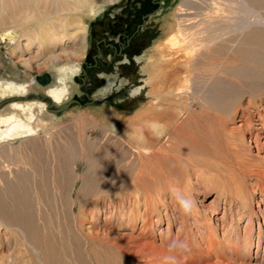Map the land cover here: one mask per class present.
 <instances>
[{
    "label": "rangeland",
    "instance_id": "374dc122",
    "mask_svg": "<svg viewBox=\"0 0 264 264\" xmlns=\"http://www.w3.org/2000/svg\"><path fill=\"white\" fill-rule=\"evenodd\" d=\"M29 1L30 0H0V22L4 16L15 12V10H17L16 8L20 9L22 7L26 8L27 5L29 6L28 3L32 2V0ZM55 1L56 0H36L39 7H45L49 12L50 10L52 12L58 9L59 5H61L59 0H57L59 2ZM106 1L107 0H96L100 6H104L102 4H106ZM251 4L250 0H119L112 5L105 6V9L94 17H88L86 14H83L81 17L79 15L77 16L78 18L76 19H78V22H74L68 30L70 34H74V38L70 40L64 38L62 45H60L62 48H59L61 50L64 49L62 50L63 52H68L72 64H80V70L76 72L75 76L72 75L71 77L73 80L67 79L68 82L71 81L73 84L72 85L70 82V87H68V89L70 88L72 98H69L70 100L67 99L68 101L66 100L60 105H55L54 103L52 104L48 98L44 97L45 94L40 93L41 95L38 94L36 97L34 96L35 93L32 92L29 97L20 98V101L15 98L9 99L8 101H0V113L4 112V114H8L9 111L7 110L14 102H28L36 99L45 102L44 105L47 114H52L54 116V121L47 128V134L42 131L33 137L0 143L1 221L6 222L7 218H9L8 215H6L7 213H5L7 207L11 210L8 206V203L11 204L9 200L18 199L20 195L23 194V187L27 185L29 178L28 173L34 170L37 178H44L47 182L49 180L51 181L48 190L40 187V189H42L41 195L37 193L36 197L34 196L35 201L31 200L30 210L32 221L34 220L32 222L33 228L31 227L30 230H28L29 228H25L27 229V232H25L24 228L13 225L12 227L17 230L13 231L4 226V224H6L5 222L0 225V256L5 257L3 262L5 261L6 264H16L13 259L18 258V261H21L23 258L20 251L21 248H18V245L16 246L18 242L15 241L11 234L13 232H17L19 243H34V241H31L34 238L31 239V237L38 235L37 237L43 240L41 241L42 243L49 244L52 250V256L54 257L52 264H63L62 262L65 261L70 264H87V255L86 253L83 254L85 243V240L82 238L83 235L96 233L101 237H111L113 235L118 236L121 233H130L128 227L122 230L118 229L119 231H116V229L114 230L112 227L115 223L114 218L111 220V225H104V220L108 219L110 215L115 212V207L113 206L115 197L112 188L116 181V174L114 165L112 164L116 162H114L113 159H115V161L121 159V161H125V163L126 161L131 162L133 165H136L134 166L135 169L138 168L139 159H143L141 162L143 163L144 161L146 165L144 171H147L146 184L147 186L151 184L150 188H152L153 185L156 186V183L158 184V182L163 179L162 176L157 175L159 173L155 171V168L157 167L159 169L160 165H165H162V159L160 158V164L156 162V159H152L153 162L152 160L148 162L144 159L145 157L140 158L134 152L126 150L123 147L124 144L108 132V126L104 124L100 115L105 112L106 107L115 108L126 116L132 115L147 103L144 93L136 99L131 95L132 90L139 86L141 84L140 81L143 79L140 73L141 62H138L136 57L145 55L147 49L157 42L165 40V25L173 16L181 32L180 40L185 44L183 51L186 52V59L189 61L191 72V70L195 68L196 59L199 55H204L206 52L214 57L219 56L217 58L220 59L224 52H233V49H236L237 45L242 44L241 42L254 33V31L264 32V0H260V3L256 5ZM155 10L156 13L150 15V13ZM143 22L145 25H143ZM83 26L85 27L84 30L87 31L85 36L81 32ZM203 30H206V33L201 35L200 33ZM9 33L12 38L18 39V34L16 35L13 30H10ZM4 34L5 32H0V58L4 64L3 66H5L4 71L0 70V77L12 78L20 74V77L23 78L25 82H28L36 75L39 76L48 73L46 67L51 65V60L44 59L40 60L38 63L34 62L35 48L28 47L25 38H20L22 51L12 50L11 41L6 39V36L5 38L2 37ZM191 35H193L194 41L191 39ZM196 35L197 37H195ZM235 39L238 41H236L233 46L231 43ZM216 40L219 43L223 41L219 44L216 43ZM82 43H84V49L87 47L84 53ZM223 43H226V45H229V47L233 49H224ZM192 44L195 46L193 47ZM58 53H61V51L58 50ZM61 57L64 61L67 58L64 54H62ZM144 59L145 57H143V60ZM24 61L28 62L29 68H24L22 66ZM64 61L61 62L59 66L64 67L70 64L68 61ZM202 61L203 59L198 62L200 66H202ZM212 69L215 74L218 72V69ZM5 71L7 72L4 73ZM9 73L10 76H13L9 77ZM219 75L220 74L217 76ZM108 79L113 81L111 90L105 96H101L103 99L99 98V100L95 95L101 91V89L105 88ZM122 80H124L125 83L123 86H120L119 82ZM193 86L194 84L190 85L191 88ZM199 97L200 95H190L191 108L189 111V118L187 121L184 119L181 128L178 129L179 132L175 131V133L169 135L170 138L168 137L169 140H167L163 147L173 146L174 143L182 140L181 137L184 134H188L191 131L195 139L198 138L196 141L202 144L201 147L206 148L209 152V157H204L203 153H201L203 157H200L197 153L195 157L197 160L195 164H197V166L187 164V167H185L183 164H173L174 162H170L166 164L168 166L163 167V169L166 168V170L169 171L170 179H172L168 185L173 184L175 181L177 182V180H179V182L181 180L182 184H186L185 182L189 180L188 183L189 185L191 184V196L196 202V209L200 210L202 212L201 214L205 216L204 219H202V217L200 218L201 222H197L193 214L188 216L190 220L189 225L193 228L192 233L195 241L199 240V233H205L203 227L204 225L206 226L208 220L211 219V222L215 226L216 236L220 240L222 239V243H226L224 238L225 233L223 231H225V229H233L238 217L235 221H230L228 219L226 223H222V218H225L223 213L224 210L236 211L237 207L233 203L227 206L225 204L226 202L223 201L222 203L221 201L220 203L221 199L217 200V194L219 196L220 189L216 191V186L218 185L219 187L224 185L225 182L228 184L230 180L228 174L226 177H223L226 175L225 172H227L226 168L228 167L221 166L217 157L221 158L224 163L226 161L229 164L230 160L233 162L234 159L232 157L235 154V149H232V145L235 139L239 138L240 134L238 129L239 126L243 124L240 119V112H246L244 109L246 107L248 108L249 97L245 95L242 99L235 102V106H239L236 111L237 113L233 115V120H229L233 112V110L230 109L231 115L227 117L229 118L227 121H224V128H222L221 124L214 118V115L216 116L220 114V112L218 113L217 110L214 109L208 110L207 108H209V106L206 108V104H204ZM63 106H66V108L56 113L52 112ZM204 106L205 112L202 113L201 109H204ZM260 109H262V106ZM99 110L101 113H99ZM209 111L210 113L212 112V117ZM208 114L211 117L209 118L210 120L206 119L205 115ZM201 115L204 117H200ZM225 118L226 116H224V119ZM231 131L235 134V139L233 141L231 137H229L232 133ZM78 134L80 136H78ZM254 134L255 130H251L249 135L245 136L246 146L248 145L252 155L261 158L262 154L255 151L252 143ZM229 145L231 148H229ZM197 152H199V150H197ZM108 156L112 158L106 159ZM117 157L118 159H116ZM111 162L112 164H110ZM151 162L153 164L155 162V164L157 163L159 165L157 166L156 164V166H154L155 164L153 165ZM149 163L152 165H150L152 168L155 167L153 168L155 170H151ZM215 165L218 167L217 169ZM163 169L160 167L159 170L164 172L165 169ZM230 169L231 168H228V170L232 172L230 176L237 178L238 175H234L233 169ZM212 170L214 171L212 172ZM125 176H123L122 180L124 182L126 179L124 187L130 184L132 175H127L129 177L131 176L130 179ZM218 177H222V179H218ZM225 179H227V181ZM222 180L225 182L221 183L220 181ZM218 182L221 184H218ZM111 183L113 184L111 185ZM215 184L216 186H214ZM44 192L46 193L45 195L43 194ZM165 194L166 196H164V198L166 202H168L170 194L167 192ZM222 195H224V193ZM251 199L253 201V212L256 213L252 215V246L245 242H240V258H238V260H240L239 263L241 264H264V219H262L264 212L261 205L262 199L257 192L251 195ZM123 200L127 202L125 197ZM19 201L21 202L22 200ZM43 202H47V204ZM229 207L231 209H229ZM173 211L176 218H178L172 223L169 234L174 237L180 229L181 219L178 210L175 209ZM46 212H48V214ZM170 213L172 214L171 211ZM245 223V219L238 221V234H241V236L244 234L243 230L245 228ZM258 226H261L263 229V234L257 246L256 238L258 236ZM138 227H140V225H138ZM154 228V237L162 241L164 239L166 240L167 233L165 221H162L160 225ZM138 232L139 228H136L135 235L138 234ZM22 234H25L24 238ZM73 234H77V240H79L80 245L77 243V240H74V238L72 239ZM235 235V233L232 234V238H234ZM82 240H84V242ZM65 241H67V245ZM157 244L159 245L160 241H157ZM64 246H66V248L69 247L66 252L69 250L70 257H66L67 255L64 256ZM62 248L64 249L61 251ZM58 252L60 254H57ZM105 252L106 255H104L101 247L98 246L96 248V253L99 255L98 259H102H99V261L103 264L105 263L104 261H106V263L112 262L110 253L108 251ZM56 255L59 256V258ZM233 261L235 262V260ZM234 262L233 264H239L238 262Z\"/></svg>",
    "mask_w": 264,
    "mask_h": 264
},
{
    "label": "bare ground",
    "instance_id": "6f19581e",
    "mask_svg": "<svg viewBox=\"0 0 264 264\" xmlns=\"http://www.w3.org/2000/svg\"><path fill=\"white\" fill-rule=\"evenodd\" d=\"M59 1L61 5H59L58 9L52 12L50 10L49 12L47 8L39 7L36 0H32V2L28 3L29 6L27 5L26 8L22 7L18 9L15 7L17 9H14L15 12L4 16L1 20L0 32H5L2 37L5 38L6 36V39L11 41L12 50L22 51L20 38H25L28 47L35 48L34 62L38 63L40 60L44 59L51 60L52 62L51 65L46 67L48 73H44L50 80L49 84L44 87H37L33 78L25 82L24 79L20 77V74L17 77H12L13 75L10 76L12 72L8 74V76L12 78L0 77V101H8L12 98L19 99L18 101H20V98H27L32 92L35 93L34 96L36 97L38 94L41 95L40 93L45 94L44 97L48 98L50 102L55 105H60L67 99L72 98L70 88L68 89V87H70V80H73V78L71 79L72 75L75 76L76 72L80 70V64H72L68 52H63L62 50L64 49H59L62 48L60 45H62L64 38H66V40L74 38V34H70L68 30L69 27L78 20L76 19L78 15L81 17L83 14H86L88 17H94L101 13L105 9V6L112 5L119 0H107L106 4H102L104 6H100L96 0ZM250 2L256 5L260 3V0H250ZM173 17L165 25V40L157 42L147 49L145 55L140 56L139 59L136 58L138 62H141L140 73L143 79L140 81L141 84L132 90L131 95L136 99L144 93L147 103L132 115H123L121 112L111 107H106L105 112L99 115L101 116L100 118L103 119L104 124L108 126V132L114 138L116 137L117 140H120V142L124 144L123 147L126 150L134 152L140 158L145 157L144 159L148 162L152 159H156V162H159L160 158L162 159V165H165H160L162 169L163 167H167L168 165L166 164L170 162H174L173 164H183L185 167H187V164L197 166V164H195L197 161L195 158L196 154L198 153L197 155L203 157L201 156V153H203L204 157H209V152L206 148L201 147L202 144L196 141L198 138L195 139L190 130L188 134H184L181 137V141L174 143L173 146L163 147L167 140H169V135L175 133V131L177 132L178 129L181 128L184 119L187 121L189 118V111L191 108L190 95H200L199 99L206 104V108L209 106V108H207L208 110L214 109L217 110L218 113L220 112V114L214 115V118L221 124L222 128H224V121H227V119H229L227 117L231 115L230 109H232L233 112L229 120H233V115L237 113L236 111L239 106H235V102L247 95L249 97L248 108L246 107L244 109L246 112H240V119L243 124H241L238 129L240 134L239 138L235 139V134L232 131V133L230 132L231 136L229 135L232 141L235 139L232 145V149H235V154L232 157L234 160L233 162L230 160V163H232L228 164L226 161L225 163L222 162L221 158L217 157L221 166L223 165L224 167L233 169L235 172H233V174L236 176L238 175L240 178L238 176L237 178L231 177L230 175L232 172L226 168L227 170H225L227 172H225L226 175L223 177H226L228 174V178L230 179L228 184L223 181V179L220 182H225L224 185L219 187L218 185L216 186V184L214 185L218 188L215 189L216 191L220 189L219 196L217 194V200L221 199L220 203L224 201L227 206L233 203L237 207L236 211L224 210L223 214L225 218H222V223H226L228 219L230 221H235L237 217L238 219L233 227L234 230L224 228L225 231L223 232L225 233L224 238L226 243H222V239L220 240L216 236L215 226L211 222V219H209L206 226L204 225L203 227L205 233H199V240L195 241L192 233L193 228L189 225L190 220L188 216H184L180 213L179 205L171 192V189L175 187L182 190L186 195L191 196L192 189L190 187L191 184L189 185L188 183L189 180L187 182L184 181L186 184H182L181 180L180 182L177 180V182L173 181V184L168 185L172 180L170 179L169 171L164 168L165 171L163 172L159 170L160 167L159 169L153 167L156 169L155 170L149 163L151 170H155L159 173L157 175L163 178L158 184L156 183V186L153 185L152 188H150L151 184L148 186L146 184L147 171H144L146 165L144 161L143 163L141 162L143 159H139L138 168L136 169L134 168L136 165H133L131 162L126 161L125 163V161L122 162L121 159L116 161L113 159L116 163L112 164L111 162L110 164L114 165L116 174V181L112 188L115 197L113 203L115 212L111 214L108 219H105V223H103L104 225H111V220L114 218L115 223L112 225L114 230H122L128 227L130 233H121L118 236L113 235L111 237H101L96 233L83 235L82 238L85 240L83 254L86 253L87 255V264H103L99 261V255L96 253V248L98 246L103 249L104 255H106L105 251H108L112 256V262L106 263V261H104L106 264H164L163 257L167 254V243L171 238L186 240L191 245V252L187 254L186 259L183 257L180 259V264H233V260H235L234 263H239L240 242H245L252 246V215L256 214L253 212V201L251 199L253 193L257 192L261 197V205L264 212V32L254 31V33L241 42L242 44L238 43L239 45H237L236 49L232 48L233 52H224L220 59L217 58L219 56L214 57L206 52L204 55H199L196 59L195 68L190 72L189 61L186 59V52L183 51L185 44L180 40L181 32L179 31L178 23ZM84 28L83 26L82 31H80L85 36L87 31H85ZM10 30H13L16 35L18 34L17 40L11 37L9 33ZM205 33L206 30H203L200 34L204 35ZM190 37L194 41L193 35ZM195 37H197V35ZM225 41L227 42L226 39ZM236 41L238 40L235 39L231 44L234 46ZM216 43L219 42L216 40ZM222 45L224 49L228 48L232 50L226 43ZM192 46L194 47L195 45L192 44ZM82 48L83 53L86 52L85 50L87 47L84 49V43H82ZM58 50L61 51V53H58ZM62 54L67 56L65 61L61 57ZM143 57H145L144 60ZM201 59H203L201 62L202 66L198 63ZM63 61H68L70 64L64 67L59 66ZM3 65L0 58L1 71L5 70V66ZM22 66L24 68H29V64L26 61L23 62ZM212 68L218 69V72L215 74ZM6 72L7 71L4 73ZM218 74L220 75L217 76ZM67 79H70V82H68ZM119 83L120 86H123L125 81L122 80ZM112 84L113 81L108 79L105 88L101 89L95 96H97L98 99H103L101 96H105L110 92ZM192 84H194L195 87L193 86L191 88L190 85ZM18 101L11 104L7 110L9 111L8 114H4V112L0 113V143L33 137L42 131L47 134L46 131L48 130V126L54 121V116L52 114H47L44 105L45 102L36 99L28 102ZM261 106L262 109H260ZM201 112H205V106L204 109H201ZM99 113H101L100 110ZM209 114L211 115L212 112L210 113L209 111ZM209 114L205 115L207 120H210L209 118L212 117V115L210 117ZM224 116H226L225 119ZM200 117L204 116L201 115ZM249 130L250 132L251 130H255L252 143L255 151L262 154L261 158L252 155L248 145L246 146L245 136L249 135ZM79 134L78 136H80ZM229 148H231V146ZM197 150H199V152H197ZM109 156L106 157V159L112 158H109ZM116 159H118V157ZM156 164L154 166H156ZM159 164H157V166ZM217 168L218 167H216V169ZM213 171L214 170H212V172ZM28 174L29 178L27 185L23 187V194L18 198L22 201L20 202L18 199H12L13 201L9 200L11 204L8 203V206L11 210H9L8 207L5 209V213H7L6 215H8L9 218H7L6 222L4 221L7 224H4V226L13 231H17L12 227L13 225L24 229L29 228L28 230H30L31 227L33 228L32 222L34 220L32 221L30 210L31 200L35 201L34 196L36 197L37 193L41 195L42 189H40V187L48 190L51 183L50 180L47 182L44 178H37L34 170ZM130 174L132 175V177L130 176L131 182L124 187L126 179L123 182V176L126 175L125 177L130 179V177L127 176ZM220 178L222 179V177H218V179ZM225 180L227 181V179ZM220 182H218V184H221ZM112 184L113 183H111V185ZM166 192L170 194L168 202H166L164 198ZM223 193L224 195H222ZM43 194L45 195L46 193L44 192ZM124 197L127 202L123 200ZM43 203L47 204V202ZM175 209L178 210L181 221L180 229L173 237L169 232L172 223L178 218H176L173 211ZM229 209L231 208L229 207ZM46 213L48 214V212ZM201 213L202 212L198 209L193 213V217L197 222H201V217L202 219L205 218ZM240 218L246 220L243 230L244 234L242 236L238 234V221H241ZM262 219H264V216H262ZM162 221L166 223L167 233L166 240L163 238V241L159 238H155L153 234L154 227L160 225ZM4 222L0 220V225ZM138 225H140V227H138ZM136 228H139V232L135 235ZM25 232H27V229H25ZM16 233L13 232L11 234L15 241L18 242L16 246L18 245L17 247L21 248L20 251L23 256L21 261H18V258L13 259L16 264H52L54 257L52 256V250L49 244L42 243L41 241L43 240L37 237L38 235L31 237V239L34 238L31 240L34 241V243H19V236ZM234 233L236 235L232 238V234ZM257 234L258 236L256 239L258 246L261 235L263 234L261 226H258ZM22 237L24 238L25 234H22ZM73 238L77 240V234H73L72 239ZM84 240L82 241L84 242ZM157 241H160L159 245ZM65 243L66 245L68 244L67 241H65ZM77 243L80 245L79 240H77ZM64 248V256L67 255L66 257H70L69 250L66 252L69 247L66 248V246H64ZM64 248H62L61 251ZM59 252L57 254H60ZM57 257L59 258V256ZM4 259L5 257L0 256V264H6L5 261L3 262ZM62 263L70 264L67 261Z\"/></svg>",
    "mask_w": 264,
    "mask_h": 264
},
{
    "label": "clouds",
    "instance_id": "9594fccd",
    "mask_svg": "<svg viewBox=\"0 0 264 264\" xmlns=\"http://www.w3.org/2000/svg\"><path fill=\"white\" fill-rule=\"evenodd\" d=\"M171 192L179 205L180 213L184 216H191L196 210L195 200L186 195L179 188L173 187ZM191 252V245L183 239L171 238L167 243V254L163 257L164 264H180V259L187 258V254Z\"/></svg>",
    "mask_w": 264,
    "mask_h": 264
},
{
    "label": "water",
    "instance_id": "95a60500",
    "mask_svg": "<svg viewBox=\"0 0 264 264\" xmlns=\"http://www.w3.org/2000/svg\"><path fill=\"white\" fill-rule=\"evenodd\" d=\"M155 13H156V10L153 11L152 13H150V15H154ZM33 80H34V83H35V85L37 87H44V86L48 85L49 81H50L46 74H41L39 76H34ZM64 108H66V106H63L62 108L57 109V110H53L52 112L56 113V112H58V111H60V110H62Z\"/></svg>",
    "mask_w": 264,
    "mask_h": 264
},
{
    "label": "flooded vegetation",
    "instance_id": "af4514ba",
    "mask_svg": "<svg viewBox=\"0 0 264 264\" xmlns=\"http://www.w3.org/2000/svg\"><path fill=\"white\" fill-rule=\"evenodd\" d=\"M143 25H145V23L143 22ZM136 58H139V57H136ZM132 60V59H131Z\"/></svg>",
    "mask_w": 264,
    "mask_h": 264
}]
</instances>
